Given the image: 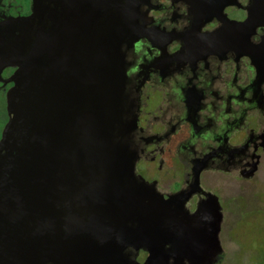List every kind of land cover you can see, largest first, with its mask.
Segmentation results:
<instances>
[{
  "label": "water",
  "instance_id": "95a60500",
  "mask_svg": "<svg viewBox=\"0 0 264 264\" xmlns=\"http://www.w3.org/2000/svg\"><path fill=\"white\" fill-rule=\"evenodd\" d=\"M145 1L32 0L28 15H0V80L16 67L0 137V264H216L223 253L222 213L207 236L200 206L176 210L136 173L127 49L148 32ZM249 10L235 28L264 23V0Z\"/></svg>",
  "mask_w": 264,
  "mask_h": 264
},
{
  "label": "flooded vegetation",
  "instance_id": "af4514ba",
  "mask_svg": "<svg viewBox=\"0 0 264 264\" xmlns=\"http://www.w3.org/2000/svg\"><path fill=\"white\" fill-rule=\"evenodd\" d=\"M251 5L146 0L140 23L148 32L127 49L136 173L165 203L190 215L200 206L207 236L222 213L221 242L246 221L253 190L264 182V23L235 28ZM31 11L32 0H0V15ZM15 69L2 70L0 137L13 85L5 79ZM147 255L141 249L137 259Z\"/></svg>",
  "mask_w": 264,
  "mask_h": 264
},
{
  "label": "rangeland",
  "instance_id": "374dc122",
  "mask_svg": "<svg viewBox=\"0 0 264 264\" xmlns=\"http://www.w3.org/2000/svg\"><path fill=\"white\" fill-rule=\"evenodd\" d=\"M253 191L256 196L245 212L246 221L236 223L231 236H222L224 253L219 264H264V182Z\"/></svg>",
  "mask_w": 264,
  "mask_h": 264
}]
</instances>
